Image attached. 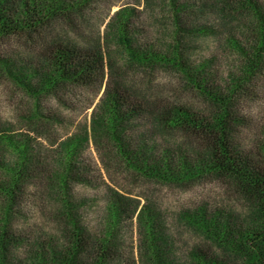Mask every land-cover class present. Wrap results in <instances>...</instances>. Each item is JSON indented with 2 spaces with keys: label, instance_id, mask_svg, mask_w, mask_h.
I'll list each match as a JSON object with an SVG mask.
<instances>
[{
  "label": "trees",
  "instance_id": "16d2710c",
  "mask_svg": "<svg viewBox=\"0 0 264 264\" xmlns=\"http://www.w3.org/2000/svg\"><path fill=\"white\" fill-rule=\"evenodd\" d=\"M91 1L84 0L83 3ZM166 1L177 35L170 51L158 52L154 47L144 46L141 42L144 32L134 31L133 14L124 9L113 16L116 37L124 52L139 65L153 70L163 65L176 70L180 80L209 102L208 115L163 96L141 94L123 78L114 76V67L98 44L43 41L38 46L36 62L30 64L29 74L14 73L11 70H18L16 65L3 60L0 63L9 70L15 82L27 87L37 99L43 94H56L66 86L94 89L95 93L103 90L101 102L92 117L95 141L110 146V152L120 162L141 176L170 184H185L206 174L232 180L236 188L252 200L251 225L240 226L225 211L202 204L197 213L189 214L185 219L211 245L208 249L192 251L190 258L196 264H264V165L251 151L236 143L235 125L238 122L233 115L244 85L264 67V0ZM82 7L77 0H0V40L25 37L34 41L33 37L49 27L52 20L69 18L74 11L82 15ZM206 11L224 18H230L231 13L250 18L243 26L247 41L243 38L229 41L244 59L240 75H231L232 88L225 91L222 86L209 84L208 65L192 66L181 41L185 34L214 33L215 27L205 22ZM138 17L142 18L141 15ZM39 110L37 107V112ZM174 132L188 136L194 150L186 153L168 142L165 134ZM0 140L19 153L20 161L15 168H6L7 177L0 173V196L6 219L5 226L0 229V264H14L12 243L16 244L18 236L10 231L8 220L25 193L29 175L35 174L41 162L30 157L32 150L26 138L22 142L1 135ZM88 142L84 130L77 138L65 139L61 144L64 160L59 166L58 180L62 189L61 211L71 226L67 224L70 232L64 229V235L67 237L72 233L70 243L58 250L48 247L49 253L43 252L46 250L42 247L40 255L28 258L30 264H136L130 258L118 256L116 249L110 246V238L118 227L132 220L137 213L139 206L133 199L119 193L109 195L110 201L105 208L108 240L102 234L94 245L86 242V230L76 218L77 214L80 216V210L70 199L71 185L91 183L85 178L87 162L83 158V148ZM144 211L142 207L138 220L152 264H178L174 257L176 248L172 240L167 239L158 214L151 211L142 221ZM91 249L95 251L94 256L90 254Z\"/></svg>",
  "mask_w": 264,
  "mask_h": 264
},
{
  "label": "rangeland",
  "instance_id": "374dc122",
  "mask_svg": "<svg viewBox=\"0 0 264 264\" xmlns=\"http://www.w3.org/2000/svg\"><path fill=\"white\" fill-rule=\"evenodd\" d=\"M77 1L83 5L82 15L74 11L69 18L52 20L49 27L33 37L34 41L25 37L1 39L0 61L16 65L18 70H11L14 73L29 74L30 64L36 62L37 50H40L38 46L43 41L90 46L98 44L103 47L108 62L114 67V76L123 78L126 84L132 85L141 94L163 96L204 115L209 114V102L184 80H180L176 70L163 65H158L154 70L139 65L124 52L116 37L113 16L124 9L133 14L130 18L134 31L144 32V41L141 39L144 46L154 47L158 52L170 51L177 35L166 0H93L88 4H84V0ZM140 15L142 18L138 17ZM206 21L215 27L214 33L185 34L181 41L186 46V56L192 66L208 65L209 84L222 86L225 91L232 88L234 80L231 75H240L244 59L229 41L235 38L247 41L243 26L250 18L237 13L224 18L206 11ZM93 91L66 86L56 94H43L41 99H37L27 87L15 82L9 70L0 63V138L5 135L22 142L26 138L32 150L30 157L41 162L35 174L29 175L25 193L8 220L10 231L18 236L16 244L12 243V263L30 264L28 258L40 255L42 247L46 250L43 252L49 253L48 247L58 250L69 245L72 233L65 237L64 229L70 232L67 228L70 221L61 211L62 189L58 180L59 166L64 160L61 144L65 139L77 138L84 130L89 139L83 148V158L87 162L85 178L91 183L72 184L70 199L79 206L80 216L77 214L76 218L83 224L86 242L90 246L102 234L106 235L109 229L105 208L110 201L109 195L114 193L130 197L139 206L134 218L120 225L110 238V246L116 249L117 255L130 258L136 264H152L144 247V235L138 220L142 207L145 209L142 221L151 211L158 214L167 239L172 240L176 248L174 257L178 264H196L191 260L190 253L200 248L208 249L211 245L185 219L187 215L197 213L202 204L225 211L233 216L238 225H251L250 218L254 212L252 200L237 189L232 180L206 174L185 184L158 182L128 169L110 152V146L96 143L92 117L101 102L103 90L99 93ZM37 107L40 108L39 112ZM233 112L238 122L235 125L236 143L242 149L251 151L264 165V67L251 82L244 85ZM165 138L183 152L194 150L190 138L181 132L166 133ZM18 156L17 151L0 140L2 176L7 177L6 168H15L20 162ZM2 201L0 196V229L6 224ZM105 238L108 240L107 235ZM94 252L91 249L90 254L94 256Z\"/></svg>",
  "mask_w": 264,
  "mask_h": 264
}]
</instances>
